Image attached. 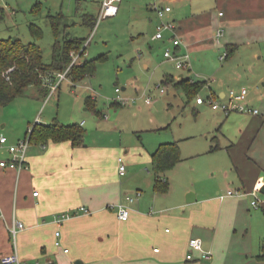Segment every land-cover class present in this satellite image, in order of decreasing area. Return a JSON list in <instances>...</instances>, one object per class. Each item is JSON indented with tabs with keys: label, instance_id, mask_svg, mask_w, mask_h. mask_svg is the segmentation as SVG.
<instances>
[{
	"label": "rangeland",
	"instance_id": "374dc122",
	"mask_svg": "<svg viewBox=\"0 0 264 264\" xmlns=\"http://www.w3.org/2000/svg\"><path fill=\"white\" fill-rule=\"evenodd\" d=\"M160 1L122 0L116 16L99 20V0H0V38L18 37L25 44L34 41L42 51L43 62L49 64L53 62L55 38L48 16L62 14L59 44L66 38H81L86 48L80 61L95 60L93 75L75 81L68 76L52 93L42 78L40 86L47 93L38 85H30L0 106V136L14 145L28 138L36 122L80 125L84 121V142L118 146L122 157L125 150L129 151V164L123 159L126 175L122 182L129 177V192L124 198L146 201L153 205L154 213L186 203L191 192L198 193L200 199L207 194L210 179L224 181V173L229 177V153L217 148L226 135L225 116L221 110L212 109L209 97L221 103L220 92L227 96L230 89L237 92L241 88L252 96L264 83V40L258 41L253 29L258 0H166L164 5L170 6L171 12L163 20L172 21L177 28L178 24L190 25L181 38L182 53L190 57L186 69H177L164 57L165 48H172L168 33L163 40L153 39L158 23L154 7ZM220 8L227 15L219 22L225 33L217 45L214 32L211 35L216 25L212 22L206 32L198 22L205 16L213 21ZM86 14L93 16L94 25L83 23ZM30 23L40 28V37H31ZM200 32L206 34V42L198 39ZM229 42L238 44L232 54L226 50ZM180 73L202 82L191 99L175 83ZM42 76L45 80L50 75L44 72ZM166 76H171L166 79L172 83L163 82ZM187 84L192 83L188 80ZM197 96L205 102L196 104ZM119 97L129 101L120 104L116 101ZM148 97L152 102L145 104ZM170 142L178 144L182 160L160 174L161 183L167 186L161 191L156 187L151 153ZM253 200L248 197L247 212L258 218L252 231L257 242L258 237L264 242V215L259 213L262 209L251 205Z\"/></svg>",
	"mask_w": 264,
	"mask_h": 264
},
{
	"label": "crops",
	"instance_id": "0c3cea01",
	"mask_svg": "<svg viewBox=\"0 0 264 264\" xmlns=\"http://www.w3.org/2000/svg\"><path fill=\"white\" fill-rule=\"evenodd\" d=\"M257 6L253 29L257 40L263 41L264 0H258ZM226 12L220 8L213 21L202 17L200 28L209 32L213 22L216 27L211 35L217 28H224L219 22ZM189 29V23L185 27L178 24L181 38ZM240 30L237 27L236 32ZM201 32L198 39L206 42V34ZM226 45L238 46L232 42ZM183 77L180 73L172 78ZM224 95L219 94L221 99ZM245 102L259 113H223L226 135L217 148L229 153V177L224 173V181L210 179L209 190L200 199L198 193L191 192L186 203L160 208L156 213L152 204L135 199L129 205L127 220H120L109 206L124 201L129 192V177L122 182L123 175L118 172V159L129 164V151L125 150L122 157L118 146L86 140L78 146L68 140L29 141L27 168L0 167V257L16 251L22 260H51L57 264H264L258 258L264 242L260 237L257 242L252 231L258 218L247 212L251 197L258 202L251 205L262 209L259 213L264 215V195L258 196L264 193V83L252 96L247 94ZM8 144L7 140L0 145V160L10 159ZM257 188L259 192L254 194ZM230 189L239 193L228 195ZM81 207L86 212L66 219L60 228L53 222L57 214ZM13 219L24 224L15 246L9 232ZM57 229L60 246L55 244ZM191 238L201 239L202 248L212 254L210 259L200 258L196 251L194 260L186 259Z\"/></svg>",
	"mask_w": 264,
	"mask_h": 264
},
{
	"label": "trees",
	"instance_id": "16d2710c",
	"mask_svg": "<svg viewBox=\"0 0 264 264\" xmlns=\"http://www.w3.org/2000/svg\"><path fill=\"white\" fill-rule=\"evenodd\" d=\"M48 18L55 38L53 62L49 64L43 62L42 51L34 41L25 44L18 37L14 39L10 37L0 38V106L10 103L30 85L40 86L42 78L44 81L42 76L44 72L49 73L54 79L53 72L63 71L70 64V52L78 51L82 47L84 40L77 37L66 38L63 44L60 45L57 38L62 14L50 15ZM93 21V16L84 15V24L94 25ZM28 28L33 39L41 36L40 28L36 24L30 23ZM235 49L236 46L226 45L228 54H232ZM94 71L95 60H84L73 65L68 71V76L75 81L93 75ZM188 80L189 77H183L175 83L180 85L187 97L191 99L200 90L202 82L195 81L192 84H187ZM163 82L165 84L172 83V80L165 78ZM41 91L47 93V90L43 87H41ZM84 135L85 131L80 125H63L56 121L47 124L36 122L31 128L29 139L41 143L49 139L53 141L68 140L72 145L78 146L84 143ZM151 159L153 171L156 173V187L161 191H165L167 186L161 183L160 174L181 161L178 144L176 142L161 144L151 154ZM258 258L264 261V245Z\"/></svg>",
	"mask_w": 264,
	"mask_h": 264
},
{
	"label": "built area",
	"instance_id": "2783aa9c",
	"mask_svg": "<svg viewBox=\"0 0 264 264\" xmlns=\"http://www.w3.org/2000/svg\"><path fill=\"white\" fill-rule=\"evenodd\" d=\"M121 1L122 0H99V4H100V9L98 13L99 20L105 17L116 16L119 11V4L121 3ZM171 1H176V0H171ZM164 2H165L164 0H161V5L155 7V12H156V16L158 19V23L156 24V31H155V34L153 35V39L163 40L164 33H168L167 41L171 44L172 48H165L163 52L164 57L173 61L177 69H186L190 65V57L188 53H182L183 42H182L180 35H178L177 26L172 21L163 20L165 15L171 12V7L168 5H164ZM218 14L222 15L223 12H219ZM224 33H225V30L223 27H219L215 30L213 34V38L216 41L217 45H219L218 40L224 36ZM85 48L86 46H84V43H83L82 47L78 51H71L70 52V56H71L70 64L65 70L53 73L55 75L54 79L51 76L45 78L44 85L50 91V93L54 92L59 87L60 82L68 77L69 69L73 65L81 62L80 58L82 55L85 54ZM220 59H224V56L221 55ZM55 79L57 81H55ZM189 81L190 83L195 82L190 77H189ZM115 91L120 92L118 88H116ZM160 91L164 92V88H161ZM247 94L248 92L245 88H241L237 92L234 91L233 89H230L228 92V95L223 96L221 103L215 102V99L212 95L209 97V99L211 100L210 104H211L212 109L214 110L219 109L225 115H228L232 112L249 114V115H257L259 113V110L255 107L248 105L245 102ZM116 101L120 104H125L129 101V99L125 97H119L117 98ZM132 101L134 102L136 101V99H132ZM195 101H196V104L200 105L205 102V99H203L200 96H197ZM144 102L146 104H150L152 100L148 97L144 99ZM30 131L31 129L29 130V136H30ZM29 136L28 138H24L23 140L18 141L16 144L10 145L8 147V151L11 154V157L8 160H0V167H10V168H14L17 170H20L22 168H27V163H26L25 158H26V152H27V149L30 143ZM6 142H7V139L4 136H0V145L5 144ZM118 160H119L118 172L120 175H124L125 173L124 162L122 158H119ZM256 192H259L258 188L253 193L255 194ZM237 193L239 192L233 191L231 189L227 191L228 195H233ZM33 195H37V192H34ZM133 202H134V198L126 196L124 201L119 202L117 204H112L109 207L116 211L117 217L120 220H127L130 214L129 205ZM251 204L253 206H257L258 202L255 199L251 202ZM80 212H86V209L84 207H81L71 213L57 214L53 222L59 228L66 219L72 216H75L79 214ZM23 229H24V224L20 221L13 219L9 227V232L13 238L14 246H15V238H16L17 233ZM60 234H61L60 230L57 229L55 231V237L57 238L55 244L57 246L61 245L60 240H59ZM189 248H190V252L186 255L187 260H194L193 253L195 251L199 253L200 258L202 259H210L212 256L210 251H205L202 248V241L200 238H191L189 240ZM67 251H68L67 249H64L65 253ZM0 263L1 264H55L51 260H47V261L35 260L33 262H30L29 260H22L19 258L16 251H13L12 253H9V254L2 255L0 257Z\"/></svg>",
	"mask_w": 264,
	"mask_h": 264
},
{
	"label": "water",
	"instance_id": "95a60500",
	"mask_svg": "<svg viewBox=\"0 0 264 264\" xmlns=\"http://www.w3.org/2000/svg\"><path fill=\"white\" fill-rule=\"evenodd\" d=\"M14 39V38H13ZM262 191H264V187L262 188ZM189 201V198L187 199ZM76 264H78V262H76Z\"/></svg>",
	"mask_w": 264,
	"mask_h": 264
}]
</instances>
